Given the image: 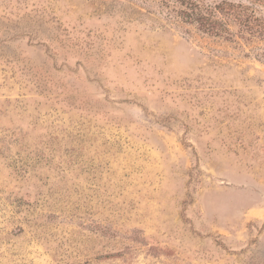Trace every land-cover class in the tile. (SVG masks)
I'll return each mask as SVG.
<instances>
[{
  "label": "rangeland",
  "instance_id": "1",
  "mask_svg": "<svg viewBox=\"0 0 264 264\" xmlns=\"http://www.w3.org/2000/svg\"><path fill=\"white\" fill-rule=\"evenodd\" d=\"M186 9L0 0V264H264V39Z\"/></svg>",
  "mask_w": 264,
  "mask_h": 264
},
{
  "label": "trees",
  "instance_id": "2",
  "mask_svg": "<svg viewBox=\"0 0 264 264\" xmlns=\"http://www.w3.org/2000/svg\"><path fill=\"white\" fill-rule=\"evenodd\" d=\"M183 2L187 8L182 11L184 18L190 23H196L205 33L234 41L235 33L229 28V22H234L242 38L264 39V14H258L252 7L226 0L213 7L205 5L203 0ZM217 14L223 18L220 19Z\"/></svg>",
  "mask_w": 264,
  "mask_h": 264
}]
</instances>
